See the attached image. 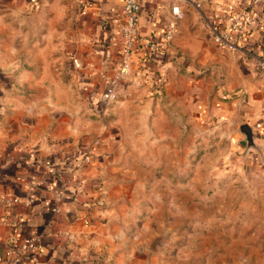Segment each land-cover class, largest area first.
Here are the masks:
<instances>
[{"label":"rangeland","instance_id":"1","mask_svg":"<svg viewBox=\"0 0 264 264\" xmlns=\"http://www.w3.org/2000/svg\"><path fill=\"white\" fill-rule=\"evenodd\" d=\"M57 1L26 6L17 0L0 10L2 20L34 25L22 29L34 38L28 50L20 45L29 55L4 68L47 72L21 78L22 89L30 80H76L74 92L57 96L81 103L71 114L78 123L72 126L73 157L92 155L104 192L99 206L111 212L108 223L132 237L141 234L148 264H264V106L252 110L245 91L230 90L229 56L236 53L208 57L216 45L196 12L206 45H173L160 93L130 79L114 86L112 99L107 77L81 90L87 57L96 55L95 28L71 1L63 2V16L50 12ZM243 124L254 128L259 150H247Z\"/></svg>","mask_w":264,"mask_h":264},{"label":"crops","instance_id":"2","mask_svg":"<svg viewBox=\"0 0 264 264\" xmlns=\"http://www.w3.org/2000/svg\"><path fill=\"white\" fill-rule=\"evenodd\" d=\"M15 1L5 0L7 5L0 4V10L11 8ZM20 1L26 6H35L41 0ZM64 1H71L75 12L85 13L95 28L96 55L91 54L87 57V66L82 65L86 81L80 78L81 90L99 84L102 77H107V89L130 79L145 84L142 70L147 67L157 68L160 76L165 77L162 68L166 69L164 60L169 57L166 52L162 53V47L172 53L173 45L177 48L206 45L201 32L204 23L196 19L197 11L192 6L183 7L184 15L178 21L177 35L168 45L164 35L172 17L170 3L141 0L136 54L131 67L118 77L120 56L112 43L119 36L122 1L58 0L57 6L47 8L50 12H63V16L66 12ZM198 1L202 4L206 27V20H217L215 5L227 4V0ZM241 4L262 25L239 37L240 51L229 56V61L233 62L230 75L235 77L230 90L245 91L248 97L245 102L252 109L264 106V76L258 70V57L264 53V0L257 4L241 0ZM25 27L33 29L34 25L27 21L0 19V196L11 195L14 199L12 206L0 201V264H11L7 248L13 233L22 240H36L43 248L40 256H28L24 264H148L147 243L142 241L141 234L137 232L132 237L133 232L126 228H113L108 223L111 212L99 206L104 205V192L94 161L89 167L76 168L73 156L77 148L71 142L77 131L73 127L78 123L71 114L81 109V103L57 96L58 93L74 92L76 80L68 84L57 80L55 85L36 84L35 80H30L22 89L21 78H40L47 76V72L13 65L10 69L4 68L8 62H18L29 55L25 50L34 43V38L24 35L22 29ZM21 44L27 45V49L20 50ZM219 50L222 49L217 46L215 51L210 49L208 57ZM156 63L161 66L156 67ZM52 183L55 184L54 191L49 189ZM35 184L40 185L35 187ZM58 195L63 201L60 212L54 213L52 209ZM99 217L107 223H98ZM14 224H17L16 228Z\"/></svg>","mask_w":264,"mask_h":264},{"label":"built area","instance_id":"3","mask_svg":"<svg viewBox=\"0 0 264 264\" xmlns=\"http://www.w3.org/2000/svg\"><path fill=\"white\" fill-rule=\"evenodd\" d=\"M123 8L121 12L122 23L119 26V36L112 46L117 49L120 56V70L119 76L123 71L131 67L132 61L135 57L137 45L139 42L140 34V21L142 14L141 0H121ZM171 5V19L169 20L164 40L166 44H171L177 35L178 21L182 20L184 15V6H192L201 17H205L202 12V4L198 0H166ZM257 4L263 0H251ZM214 11L217 12V20H206L207 29L213 43L222 50L231 53L240 51L241 46L239 37L246 35L249 31L260 27L262 23L258 18L253 15L244 5L241 0H227V4L217 3ZM157 48V47H156ZM158 49V48H157ZM76 68H82V64L78 59L73 60ZM258 70L264 76V53L258 57ZM107 97L115 98V87L113 86L108 90ZM76 168L81 169L89 167L93 163L91 154H85L82 159L76 160ZM40 184H35L37 187ZM51 191H54L55 184L49 186ZM0 201L7 205L12 206L14 199L11 195L0 196ZM63 198L58 195L53 207L54 213L60 212V204ZM14 228L17 224L13 225ZM43 253L42 246L36 240L28 239L22 240L17 233H13L8 241L7 255L10 258L11 264H24V259L33 255L40 256Z\"/></svg>","mask_w":264,"mask_h":264},{"label":"trees","instance_id":"4","mask_svg":"<svg viewBox=\"0 0 264 264\" xmlns=\"http://www.w3.org/2000/svg\"><path fill=\"white\" fill-rule=\"evenodd\" d=\"M162 47V46H161ZM163 52H166V55L168 56V57H170L171 55H172V53H170L169 51H168V49L167 48H165V47H162V53ZM166 60V59H165ZM164 60V62L166 63V61ZM164 62H162V63H164ZM163 65V64H162ZM161 66V64H157L156 63V67H160ZM142 71H144L143 73H144V77H145V80H146V85L148 86V88L150 89V92L151 93H153V94H158V93H160L159 91V89L161 88V85H162V83H161V81H164L162 78H161V76L158 74V70H157V68H150V67H147V68H145V70H142ZM152 94V95H153ZM221 97L224 99V100H227L223 95H221Z\"/></svg>","mask_w":264,"mask_h":264},{"label":"water","instance_id":"5","mask_svg":"<svg viewBox=\"0 0 264 264\" xmlns=\"http://www.w3.org/2000/svg\"><path fill=\"white\" fill-rule=\"evenodd\" d=\"M240 133L245 137L247 143V150H259V147L256 144V139L258 138L257 134L254 131V128L248 124H243L240 127Z\"/></svg>","mask_w":264,"mask_h":264}]
</instances>
